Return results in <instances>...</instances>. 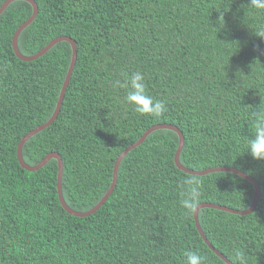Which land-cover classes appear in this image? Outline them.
<instances>
[{"label": "trees", "instance_id": "obj_1", "mask_svg": "<svg viewBox=\"0 0 264 264\" xmlns=\"http://www.w3.org/2000/svg\"><path fill=\"white\" fill-rule=\"evenodd\" d=\"M35 1L21 52L67 35L77 60L57 118L25 142V161L58 152L65 200L87 211L124 149L152 125H176L185 166L235 167L258 181L251 213L205 207L199 219L234 264H264V0ZM32 12L15 0L0 14V264H227L197 230L195 207L247 209L254 184L178 168L172 129L125 155L114 191L87 216L61 204L56 158L21 165L18 144L52 116L72 58L67 41L34 60L16 55L13 35Z\"/></svg>", "mask_w": 264, "mask_h": 264}, {"label": "water", "instance_id": "obj_2", "mask_svg": "<svg viewBox=\"0 0 264 264\" xmlns=\"http://www.w3.org/2000/svg\"><path fill=\"white\" fill-rule=\"evenodd\" d=\"M15 0H5L3 2V4L0 6V14L7 8V6L13 2ZM29 3H31L32 7H33V12L31 14V16H29L15 31L13 38H12V46L13 49L16 53V55L22 59V60H34L40 56H42L44 53H46L50 48H52L56 43L61 42V41H67L71 44L72 46V58L70 61V65L68 67L65 79L63 81L60 93H59V97L57 100V104H56V108L52 114V116L50 117V119L48 121H46L45 123L35 127L34 129H32L29 133H27L19 142L18 144V149H17V155L19 158V161L21 163V165L28 169V170H38L41 167H43L49 160H51L52 158H56L58 161V181H57V189H58V195H59V200L61 202V204L63 205V207L65 208L66 211H68L70 214L75 215V216H87L90 215L92 213H94L95 211H97L104 203L105 201L108 199V197L112 194V192L115 189L116 183H117V179H118V171H119V167L121 164V161L123 160V158L125 157V155L131 151L132 149H134L135 147L139 146L140 144H142L145 139L147 138V136L152 133L153 131L157 130V129H162V128H168V129H172L175 132H177L178 136H179V142H178V147L174 156V160L176 165L178 166V168H180L181 170L190 173V174H195V175H204L207 173H211V172H217V171H229V172H233L236 174L241 175L242 177L248 179L249 181H251L254 184V195H253V200L252 203L250 205V207H248L247 209H236V208H232L229 207L227 205H223V204H218V203H213V202H201L200 204H198L195 207L194 210V219H195V225L197 230L199 231L200 235L203 237L204 241L208 244V246L217 254L219 255L223 260L226 261L227 264H234L225 254H223L219 249H217L212 242L210 241V239L208 238V236L206 235V233L204 232L201 223H200V219H199V212L202 208L205 207H210V208H217L220 210H224V211H228V212H232V213H237V214H249L252 211H254V209L256 208L257 202L259 200V196H260V185L258 183V181L248 175L247 173H245L244 171L235 168V167H228V166H216V167H210V168H206V169H201V170H197V169H191L187 166H185L181 160H180V155H181V151L183 149L184 146V134L183 132L180 130V128H178L176 125H172V124H155L152 125L151 127H149L144 133L143 135L134 143H132L131 145H129L126 149H124L117 157L115 163H114V169H113V177H112V181L110 184L109 189L107 190V192L104 194V196L99 200V202L92 207L91 209L87 210V211H77L75 209H73L65 200L64 194H63V170H64V164H63V159L62 156L56 152H50L48 153L38 164L35 165H30L29 163H27L23 157V146L25 144V142L32 137L33 135H35L36 133H38L39 131L43 130L44 128L48 127L49 125H51L55 119L57 118L60 110H61V106L66 94V90L67 87L70 83L71 77H72V73L76 64V60H77V43L76 41L67 35L64 36H59V37H55L53 38L46 46H44L42 49H40L37 53L32 54V55H25L21 52L19 45H18V39L20 36V33L22 32V30L24 28H26L30 23H32V21L35 19V17L37 16L38 12H39V7L38 4L36 3L35 0H27Z\"/></svg>", "mask_w": 264, "mask_h": 264}]
</instances>
